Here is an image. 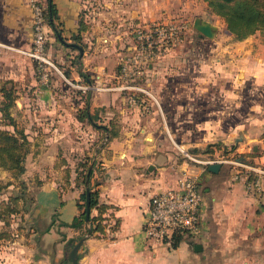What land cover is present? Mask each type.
<instances>
[{"label": "crops", "instance_id": "obj_1", "mask_svg": "<svg viewBox=\"0 0 264 264\" xmlns=\"http://www.w3.org/2000/svg\"><path fill=\"white\" fill-rule=\"evenodd\" d=\"M40 2L46 10L49 0ZM51 3L57 16L54 27L48 24V52L63 76L53 74L43 85L34 64L19 52L32 41L29 0H0V85H14L13 108L27 118L24 132L34 144L41 141L52 150L54 173L68 184L50 190L44 204L54 214L50 231L57 256L65 251V241L76 243L81 230L88 232L94 224L72 225L85 189L76 185L82 167L75 161L83 156L92 166L91 190L105 208L104 233L83 240L79 264H264V190L247 191L228 163H220L214 173L209 164L180 156L176 147L202 158L241 155L250 166L264 169V32L235 40L216 19L213 38L196 34L195 57L184 42L180 51L149 64L143 85L160 103L159 111L149 99L140 98L134 106L127 94L84 92L77 85L116 84L131 27L180 15L191 0ZM182 175L199 181V235L176 246L146 240L142 228L151 195L173 187ZM98 214L97 207L90 210V216ZM45 235L36 238L42 244L35 264L47 262ZM196 243L202 246L197 252ZM18 263L27 264L22 256Z\"/></svg>", "mask_w": 264, "mask_h": 264}, {"label": "built area", "instance_id": "obj_2", "mask_svg": "<svg viewBox=\"0 0 264 264\" xmlns=\"http://www.w3.org/2000/svg\"><path fill=\"white\" fill-rule=\"evenodd\" d=\"M32 10V41L30 46L19 52L35 66L43 85H48L53 74L62 75L61 69L48 52V22L45 8L40 0H29ZM94 13L89 14L93 19ZM187 21L152 20L136 24L130 29V41L120 53L115 79L112 86L94 83L77 85L84 92L89 90H115L127 94L134 106L149 99L157 110L161 105L146 85V71L149 64L167 56L180 47L188 38ZM63 76V75H62ZM64 80L71 82L64 77ZM141 96V97H140ZM180 156L195 164L228 163L236 169L235 179L241 176L249 192L260 194L264 190V169L250 166L240 156H219V158L198 157L188 149L176 146ZM202 192L195 176L182 175L173 187L151 195L144 214L143 234L146 240L170 244L174 234L196 238L200 233Z\"/></svg>", "mask_w": 264, "mask_h": 264}, {"label": "rangeland", "instance_id": "obj_3", "mask_svg": "<svg viewBox=\"0 0 264 264\" xmlns=\"http://www.w3.org/2000/svg\"><path fill=\"white\" fill-rule=\"evenodd\" d=\"M196 17L210 22H214L216 19L222 21L221 18L211 13L204 0H191L190 7L186 11L184 10L180 15L167 19L188 22V38L185 43L188 42L187 46L193 48L194 57L197 47V32L194 30L192 24ZM181 48L182 46L176 48L174 51H180ZM36 74L39 78L38 73ZM6 87L9 88L10 85ZM1 100L0 98V107ZM13 107L10 108L9 112L18 130L24 131L27 118ZM24 133L28 140V144L25 145L27 151L23 162L24 171L19 175H15L11 170L0 165V264H4L7 260L12 264H16L17 258L20 261L21 256L27 264H35V250H40L42 244L36 240L38 233H46L44 250L46 253H49V256L47 259H43L47 260L45 264H49V261L51 264H72L69 254L73 248V244H71L72 239L65 241V251L62 250V256L61 253L57 256L56 248L54 247V243H52V232L50 231L51 224L54 223V214L52 210L47 211L44 207L46 200L51 199L50 193H48L50 190L57 189L59 191L60 188L66 189L68 184L63 179L60 180L58 178L59 175L54 173L53 169L57 163L56 161L54 163L52 161V150L43 147L41 141L34 144V141L30 138L31 136L28 137L30 134ZM11 136L21 141L20 135L15 133L14 128L8 124L7 120L1 117L0 113V143L12 142L10 139L7 140ZM67 153H70L72 158L76 157L73 150H68ZM204 157L217 158L216 156ZM85 159L83 156H80L75 162L81 164V162H86ZM80 164H78V167ZM62 174L64 176V172ZM84 174L85 169L82 168L79 171V175L82 177ZM80 181L81 178L78 179L76 185L84 188V185ZM58 183H60V186H58ZM12 209L14 212L10 213L9 210ZM81 231V236L85 235V228ZM62 236H64L63 233ZM56 256L57 258L60 257L57 261ZM77 256L79 258L78 253ZM40 264L44 263L41 262Z\"/></svg>", "mask_w": 264, "mask_h": 264}, {"label": "trees", "instance_id": "obj_4", "mask_svg": "<svg viewBox=\"0 0 264 264\" xmlns=\"http://www.w3.org/2000/svg\"><path fill=\"white\" fill-rule=\"evenodd\" d=\"M207 7L212 14L222 19L225 28L230 32L235 40H243L248 36L256 32H264V0H204ZM46 19L51 27H54L53 20L57 16L55 6L49 0V4L45 10ZM10 85L9 88L6 86ZM1 95V107L0 113L1 117L8 121V124L14 128L15 133L20 135L21 141L16 137H9L7 140L12 142L0 143V165L11 170L15 175H19L24 171V158L27 151L25 145L28 144L27 137L23 130H18L15 121L9 112L10 108L14 106L16 99V90L12 84H2L0 86ZM84 119V116L80 117ZM102 128V126H98ZM211 151V150H210ZM241 157V155H240ZM83 169H85L84 176L78 174L77 180L81 178V183L85 187L86 173L89 168L88 162H81L80 164ZM92 170L90 172L91 176ZM90 176L88 179V189H89V221L92 226L89 228L91 233L96 235H101L104 233V226L102 223V212L103 205H98L97 201V191L91 190L89 184ZM81 203L77 204L80 212L79 216L74 218L72 225L80 226L85 220V200L86 192L85 189L80 195ZM93 207H97L99 214L97 216H90V210ZM13 213L14 210H9ZM181 240L194 241L190 236L183 234H174L170 245L176 246Z\"/></svg>", "mask_w": 264, "mask_h": 264}, {"label": "water", "instance_id": "obj_5", "mask_svg": "<svg viewBox=\"0 0 264 264\" xmlns=\"http://www.w3.org/2000/svg\"><path fill=\"white\" fill-rule=\"evenodd\" d=\"M194 30L197 32V35L199 38H213L214 34L217 30V27L212 24L210 21L204 20L202 18L196 17L193 20L192 24ZM220 168V163H212L209 164L208 169L214 173L218 172ZM92 166L88 168V171L86 173V181H85V192H86V200H85V220L89 221V189H88V179L90 176ZM91 234V231L88 230V232L85 233L82 237L79 238V240L73 244V248L70 250V260L72 264H79L78 263V256H77V251L83 242L84 239L89 237ZM201 245L199 243L194 244L193 248L194 251H200L201 250ZM66 254V253H65Z\"/></svg>", "mask_w": 264, "mask_h": 264}]
</instances>
